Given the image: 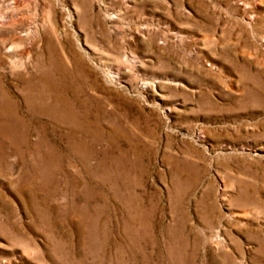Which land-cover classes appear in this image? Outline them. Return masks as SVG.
I'll return each instance as SVG.
<instances>
[{
	"label": "rangeland",
	"instance_id": "1",
	"mask_svg": "<svg viewBox=\"0 0 264 264\" xmlns=\"http://www.w3.org/2000/svg\"><path fill=\"white\" fill-rule=\"evenodd\" d=\"M0 15V264H264V0Z\"/></svg>",
	"mask_w": 264,
	"mask_h": 264
},
{
	"label": "bare ground",
	"instance_id": "2",
	"mask_svg": "<svg viewBox=\"0 0 264 264\" xmlns=\"http://www.w3.org/2000/svg\"><path fill=\"white\" fill-rule=\"evenodd\" d=\"M10 18V17H9ZM9 18H6V17H4V16H1L0 15V25H4V24H10V22H11V20L9 19ZM18 35V34H17ZM18 38H21L22 39V36H20V35H18ZM14 44L16 45V43L14 42ZM21 54H22V52H21ZM20 54V55H21ZM19 55V56H20Z\"/></svg>",
	"mask_w": 264,
	"mask_h": 264
}]
</instances>
